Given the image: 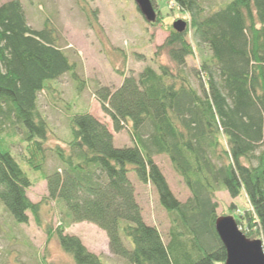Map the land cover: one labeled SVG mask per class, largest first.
Listing matches in <instances>:
<instances>
[{"label": "trees", "instance_id": "trees-1", "mask_svg": "<svg viewBox=\"0 0 264 264\" xmlns=\"http://www.w3.org/2000/svg\"><path fill=\"white\" fill-rule=\"evenodd\" d=\"M174 2L170 12L188 16L182 33L164 23L151 0L156 19L148 24L169 32L153 53L155 67L122 73L114 90H96L113 131L126 128L132 138L121 148L104 122L87 110L72 112L75 105L61 99V76H70L76 93L84 83L55 35L31 29L20 0L0 5V202L15 223L32 218L39 226L44 205L54 203L60 223L44 227L47 240L57 237L75 264H105L65 232L79 222L104 231L110 251L126 264H224L215 230L221 216H232L264 248V0H225L207 13L198 0ZM82 11L94 26L96 11ZM162 52L172 67L157 61ZM197 56L199 89L185 71L187 59ZM41 92L54 106L66 104L71 135L65 146L48 145L58 137L39 107ZM48 153L59 163L49 172ZM155 155L166 156L184 182L190 194L184 202L173 195ZM129 173L155 189L169 218L166 242L143 220ZM41 182L47 195L33 202L28 191ZM218 192L244 195L242 208L232 200L218 211Z\"/></svg>", "mask_w": 264, "mask_h": 264}, {"label": "rangeland", "instance_id": "rangeland-1", "mask_svg": "<svg viewBox=\"0 0 264 264\" xmlns=\"http://www.w3.org/2000/svg\"><path fill=\"white\" fill-rule=\"evenodd\" d=\"M10 0H0V5ZM25 10L28 26L34 30L47 29L55 35L57 46L68 56L69 61L76 65V73L83 81L81 92L76 93L73 82L68 74L58 79V89L64 102L72 103V112L81 113L86 110L101 122H104L114 136L116 148L131 146L133 141L126 128L114 132L110 118L102 112L96 97V90L118 88L123 80L122 73L137 75L146 66L155 67L152 62L156 48L163 44L168 35L167 29L158 24L150 26L144 21L133 0H20ZM205 13L217 10L225 0H198ZM164 23L172 25L176 20H187L188 16L178 9L170 12L168 0H156ZM87 11H96V24H89L83 7ZM185 20V21H186ZM190 39V35H189ZM202 52L208 53L204 46ZM158 62L172 67L165 52L156 57ZM199 58L187 59L185 71L192 85L199 89V80L194 68ZM39 107L52 125L56 137L48 140V145L65 144L62 140L70 138L67 127L66 104L52 105L45 92L38 95ZM21 149L14 146L16 156ZM154 162L160 168L177 200L184 202L189 191L182 179L172 169L168 158L155 155ZM58 161L48 153L46 170L52 171ZM31 174L30 177H33ZM129 179L134 186L135 200L141 208L143 220L158 228L167 240L169 218L160 206L155 189L149 184L140 183L133 173ZM47 195L45 182L38 183L28 191L33 202H38ZM218 211L223 210L234 200L242 208L244 195L231 199L227 193L218 192ZM41 224L37 225L32 218L26 224H17L4 209L0 202V264H75L70 253L64 251L57 237L47 240L45 226L53 228L60 223V213L54 203L44 205L41 213ZM240 229V227H239ZM241 230V229H240ZM81 239L85 247L99 255L105 264H126V261L112 254L106 233L96 225L88 222L72 224L66 231ZM45 260V261H44Z\"/></svg>", "mask_w": 264, "mask_h": 264}, {"label": "water", "instance_id": "water-1", "mask_svg": "<svg viewBox=\"0 0 264 264\" xmlns=\"http://www.w3.org/2000/svg\"><path fill=\"white\" fill-rule=\"evenodd\" d=\"M140 14L149 24L155 22L156 12L151 0H133ZM175 32L182 33L186 22L181 19L172 24ZM215 230L226 250L224 264H264V248L260 239L249 240L232 216H221L215 222Z\"/></svg>", "mask_w": 264, "mask_h": 264}, {"label": "built area", "instance_id": "built-area-1", "mask_svg": "<svg viewBox=\"0 0 264 264\" xmlns=\"http://www.w3.org/2000/svg\"><path fill=\"white\" fill-rule=\"evenodd\" d=\"M169 3H170V6H174L175 5L174 0H169Z\"/></svg>", "mask_w": 264, "mask_h": 264}]
</instances>
